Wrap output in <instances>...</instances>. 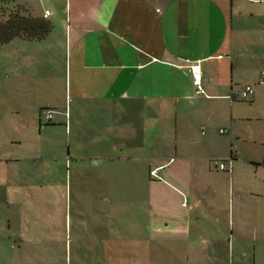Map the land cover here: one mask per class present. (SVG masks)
Here are the masks:
<instances>
[{
  "label": "crops",
  "instance_id": "0c3cea01",
  "mask_svg": "<svg viewBox=\"0 0 264 264\" xmlns=\"http://www.w3.org/2000/svg\"><path fill=\"white\" fill-rule=\"evenodd\" d=\"M21 3L52 30L0 47V264H256L264 0Z\"/></svg>",
  "mask_w": 264,
  "mask_h": 264
},
{
  "label": "trees",
  "instance_id": "16d2710c",
  "mask_svg": "<svg viewBox=\"0 0 264 264\" xmlns=\"http://www.w3.org/2000/svg\"><path fill=\"white\" fill-rule=\"evenodd\" d=\"M22 1L0 0V47L15 38L41 41L52 30L47 18L32 15Z\"/></svg>",
  "mask_w": 264,
  "mask_h": 264
},
{
  "label": "built area",
  "instance_id": "2783aa9c",
  "mask_svg": "<svg viewBox=\"0 0 264 264\" xmlns=\"http://www.w3.org/2000/svg\"><path fill=\"white\" fill-rule=\"evenodd\" d=\"M50 15V13L48 11H46L44 13V17L45 18H48ZM191 72L193 74V85L197 88V92H201V85H200V69H199V66L195 65V66H192L191 67ZM254 93V89H253V86L252 85H245L243 87V90L241 92V97L245 100H248ZM52 118V115L50 113L47 114V119L50 120ZM221 133H224L223 130H220ZM220 169H224V164H220ZM158 174V170H153L151 172V176L153 178H156Z\"/></svg>",
  "mask_w": 264,
  "mask_h": 264
},
{
  "label": "rangeland",
  "instance_id": "374dc122",
  "mask_svg": "<svg viewBox=\"0 0 264 264\" xmlns=\"http://www.w3.org/2000/svg\"><path fill=\"white\" fill-rule=\"evenodd\" d=\"M262 22V24H263V27H264V20H262V21H258V20H255V21H252V24H251V26H250V29L248 30V31H250V30H252V29H255V27L259 24V23H261ZM258 28V27H257ZM255 30H257V29H255ZM257 35H259V34H257L256 32L254 33V36H253V41L254 42H256V41H258V39H259V37L257 36ZM261 39H264V37L263 36H261ZM250 41V40H249ZM251 44L249 43V45H248V47L249 48H251V47H253V45L252 46H250ZM254 46H258L256 43H254ZM247 47V48H248ZM2 58V60H3V57L1 56L0 57V59ZM1 105V104H0ZM2 105L5 107V105H4V102L2 103ZM255 124H257V123H255L254 121H253V123H251L250 124V126H254ZM245 125H249L248 123H245ZM3 135V137H5V135H8L6 132L5 133H3V134H1L0 135V138H1V136ZM11 135V134H10ZM33 135H35V134H33ZM73 218V221L74 220H76V218H75V216L73 215L72 216ZM79 219H82V220H84V218H78V220ZM251 264H252V262H250ZM78 264H86V261H80L79 260V262H78ZM256 264H264V254H261V256H260V260L259 261H256Z\"/></svg>",
  "mask_w": 264,
  "mask_h": 264
}]
</instances>
